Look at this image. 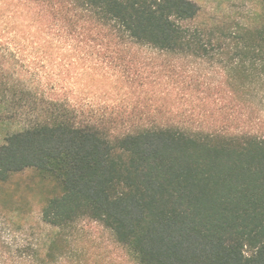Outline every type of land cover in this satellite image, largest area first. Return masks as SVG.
<instances>
[{"label":"trees","instance_id":"trees-1","mask_svg":"<svg viewBox=\"0 0 264 264\" xmlns=\"http://www.w3.org/2000/svg\"><path fill=\"white\" fill-rule=\"evenodd\" d=\"M260 3L254 25L207 30L192 0H0V105L30 118L0 143V181L32 168L60 188L44 255L16 260L64 258L89 220L132 264H264ZM205 62L221 76L197 88L186 68Z\"/></svg>","mask_w":264,"mask_h":264},{"label":"rangeland","instance_id":"rangeland-1","mask_svg":"<svg viewBox=\"0 0 264 264\" xmlns=\"http://www.w3.org/2000/svg\"><path fill=\"white\" fill-rule=\"evenodd\" d=\"M199 6V14L194 26L210 29L215 25L233 24L234 26L255 24L261 11L260 0H192ZM217 64L195 63L187 65L190 74L202 72L205 84L196 86L205 88L218 83L221 72ZM192 72V73H191ZM188 73V74H189ZM202 80V74L199 81ZM184 101L180 110L200 109L198 94L194 100ZM211 104L209 106L212 107ZM262 128L264 130V102ZM25 109H16V103L0 105V143L6 134L21 130L30 121ZM198 119H202L197 117ZM207 122L215 116H204ZM55 182L41 178L38 173L28 168L13 173L6 181H0V264H40L41 260H16V251L22 255H44L56 229L45 224L41 210L46 200L59 193ZM66 244V255L59 256L51 264H132L125 250L115 242L110 232L101 224L85 220L79 222Z\"/></svg>","mask_w":264,"mask_h":264}]
</instances>
